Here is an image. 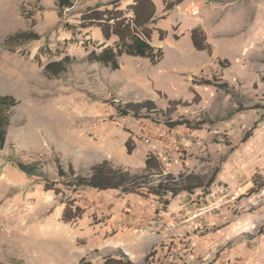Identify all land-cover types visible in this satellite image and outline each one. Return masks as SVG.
Listing matches in <instances>:
<instances>
[{"label":"rangeland","instance_id":"obj_1","mask_svg":"<svg viewBox=\"0 0 264 264\" xmlns=\"http://www.w3.org/2000/svg\"><path fill=\"white\" fill-rule=\"evenodd\" d=\"M56 1L0 0V96L16 102L0 148V264H102L119 253L133 264L148 254L154 264H264V0H183L161 22L165 40L152 26L162 60L123 55L116 70L87 58L99 46L79 17L98 1L77 0L59 15ZM197 26L210 54L192 46ZM19 31L39 39L6 45ZM66 55L65 72L45 73L47 63ZM147 99L160 112L169 100L186 102L169 118L191 127L115 110ZM148 156L166 173L213 183L173 199L62 185L55 193L15 165L37 162L44 178L58 180L56 160L85 176L103 160L138 173ZM238 188L239 196L211 216L167 226ZM66 206L79 208V217L64 221Z\"/></svg>","mask_w":264,"mask_h":264},{"label":"trees","instance_id":"obj_2","mask_svg":"<svg viewBox=\"0 0 264 264\" xmlns=\"http://www.w3.org/2000/svg\"><path fill=\"white\" fill-rule=\"evenodd\" d=\"M122 0H112L106 4H97L94 7H88L81 12L79 17V27L87 29L90 27H99L105 40L112 36L118 38L115 49L111 47L104 48L96 53L94 50L87 55L89 61L97 63L103 67H109L112 70L119 68L118 58L122 55L131 57H140L150 61L152 65L158 64L163 58L161 48H155L150 44L152 29L148 25L157 21L154 18V5L151 0H136L134 5L127 8L133 16L126 17L127 11L119 9ZM181 3V0L166 1L164 12L170 11L175 5ZM57 13L61 14L65 9L72 7V0H57ZM101 7H103L101 9ZM160 17L159 19H162ZM159 40L166 37V32L159 30ZM39 35L31 31H19L5 40L6 45L18 46L20 43L35 41ZM192 46L197 51H206L210 54V46L206 42L205 34L200 28H194L190 32ZM69 56H64L58 61H51L44 66L46 74L58 76L65 72V65L70 61ZM210 84V82H206ZM226 86V84H224ZM16 105L15 100L8 95L0 96V148L5 144L6 131L9 126V110ZM178 106H187L186 102L179 100H169L168 108L160 112L153 100H143L139 102L118 103L115 107L116 112L121 117L131 116L136 119L144 118L152 122L165 125L169 128L186 125L191 127L190 122L183 120H171L169 114L174 112ZM159 114L165 117L158 118ZM128 153L131 149L127 148ZM56 172L58 180H48L43 177L40 166L37 162L25 164L16 162L17 168L28 177H40L43 181V187L46 191L59 192L57 185L76 191L78 189H92L96 191H118L122 194H138L144 192L146 195L156 196L163 199L170 196L172 199L179 194H193L197 190H206L213 183V180H205L204 177L193 173H180L174 175L166 173L156 157L148 156L144 162V169L138 173H132L129 170L114 167L109 161L103 160L91 166L88 175H81L75 172L71 165L67 170L63 168L59 160H56ZM167 200L164 205H168ZM79 217V208L73 210L66 206L63 210L62 219L66 222ZM149 254L145 257L143 264H154L150 260ZM78 264H93L92 262L81 259ZM102 264H133L123 253L115 256H106Z\"/></svg>","mask_w":264,"mask_h":264},{"label":"crops","instance_id":"obj_3","mask_svg":"<svg viewBox=\"0 0 264 264\" xmlns=\"http://www.w3.org/2000/svg\"><path fill=\"white\" fill-rule=\"evenodd\" d=\"M98 2H96L95 4H93V5H87L88 7H94V6H96L97 4H106L107 2H109V1H112V0H97ZM135 1L136 0H122L121 2H120V6H119V9L120 10H123V11H127V14H126V17H128V18H130V17H132L133 16V14H132V12L131 11H128L127 10V8L129 7V6H131V5H134L135 4ZM152 1V3H153V5H154V10H155V13H154V18H158L157 19V21L155 22V23H151V24H149L148 25V28H150V29H152V26L153 25H155L156 23H157V25H158V30H157V33H158V31L159 30H162V31H167V30H163V29H161L160 27H161V22L163 21V20H165L166 18H168L169 17V15L173 12V11H175V10H177L180 6H181V3L183 2V0H181V3L180 4H178V5H175L170 11H168V12H164V6H165V2L166 1H174V0H161L162 1V4H160V5H158L157 4V2H156V0H151ZM72 3H73V5H72V7H70V9L71 8H74V4H76L77 3V0H72ZM103 7H101V9H102ZM163 16V18L162 19H159L160 17H162ZM177 21H178V19H175V23H177ZM174 23V24H175ZM194 28H200V27H194ZM194 28H192V29H194ZM88 30H89V32H90V34L92 35V36H89L90 38H92L94 41H98V49H94V51L96 52V53H99V52H101L104 48H107V47H111V48H114L115 49V45H116V42L118 41V38L117 37H115V36H112L110 39H112V38H114L115 39V44H114V46H109L107 43H104V42H107V41H109V40H105L104 39V37H103V35H102V32H101V29L99 28V27H90V28H87ZM191 29V30H192ZM201 29V28H200ZM203 31V30H202ZM155 32V30H153L152 29V35H151V39H152V36H153V33ZM191 32V31H190ZM166 36H167V33H166ZM94 37H95V39H94ZM158 37H159V34H158ZM167 37H165L163 40H165ZM163 40H159V41H163ZM102 41V42H101ZM150 44H151V41H150ZM152 45V44H151ZM153 46V45H152ZM154 47V46H153ZM156 48V47H155ZM194 48V47H193ZM197 51V50H196ZM123 56V55H122ZM163 57H164V54H163ZM120 58V57H119Z\"/></svg>","mask_w":264,"mask_h":264},{"label":"built area","instance_id":"obj_4","mask_svg":"<svg viewBox=\"0 0 264 264\" xmlns=\"http://www.w3.org/2000/svg\"><path fill=\"white\" fill-rule=\"evenodd\" d=\"M239 191H241L240 188H238L235 192H233V195L231 197H228L226 193H222L221 195L217 196L209 203L197 208L196 211L190 216H179L175 220H171L167 224V226L170 229H175L176 227H178L179 224L195 222L198 219H203L205 217L211 216L216 211L225 207L226 204L229 203V201L235 200L239 196Z\"/></svg>","mask_w":264,"mask_h":264}]
</instances>
